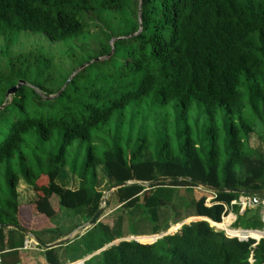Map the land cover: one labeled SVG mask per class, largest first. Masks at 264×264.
Returning a JSON list of instances; mask_svg holds the SVG:
<instances>
[{"label":"trees","instance_id":"16d2710c","mask_svg":"<svg viewBox=\"0 0 264 264\" xmlns=\"http://www.w3.org/2000/svg\"><path fill=\"white\" fill-rule=\"evenodd\" d=\"M23 36L60 47L69 66L43 47L16 49ZM0 41V225L21 226L20 181L47 219L56 196L91 220L106 179L126 183L112 195L140 216L96 221L75 238L83 257L67 263L264 264V237L210 223L231 207L235 228H264L259 210L231 204L246 194L222 190H264V153L249 144H264V0H0ZM69 175L76 189L57 182ZM160 177L178 179L149 185ZM201 185L217 189L211 205L191 198L168 215L177 189ZM190 217L204 219L94 254L148 236L129 232L138 222L159 235ZM25 238L0 226V264L20 263ZM56 248H43L46 263L66 264Z\"/></svg>","mask_w":264,"mask_h":264},{"label":"rangeland","instance_id":"374dc122","mask_svg":"<svg viewBox=\"0 0 264 264\" xmlns=\"http://www.w3.org/2000/svg\"><path fill=\"white\" fill-rule=\"evenodd\" d=\"M2 41H0V45ZM35 47H43L45 49V53L48 56L52 57L55 62L62 63L66 67L69 64L66 62L64 56L60 52V47L55 45H50L44 39L35 37V36H23L20 38V44L15 48L29 50ZM86 65L83 64L78 67V69L82 66ZM250 146L254 148H258L261 152L264 153V144L257 138L255 135H251L249 138ZM59 184L64 185L70 189H76L78 187V179L74 176L69 175L67 178L58 180ZM18 194H19V211H18V218L21 226L26 228L28 231L30 230H37L39 227H45L42 231H37L34 234L35 237L38 239L44 240V242L52 243L62 238H66L70 236V241L65 244H62L56 248V252L59 256V259L62 263L69 264L67 262L76 260L80 257H83L85 254L82 245H80L79 241H75V238L81 235L85 230L89 227L88 222L90 220H85L84 217L81 215H77L72 212H68L65 210H61L58 205V198L56 196H52L50 199V204L54 209V215L52 218L47 219L43 214L39 213L35 208L34 201L36 199V195L31 187L25 183L24 181H20L18 184ZM111 187L106 179L100 185V189L102 190L103 202L101 207L103 208L100 215L98 216L97 221L109 225L114 226L117 220L124 216L123 224L126 226L125 223L129 221L131 218L133 220H137L139 218V213L129 214L126 210L120 207L114 195H112V191H110ZM179 190V191H178ZM213 194L207 188L202 186L193 187L192 189H177L176 196L174 199V203L176 207L172 206L171 210H168V215H172L174 212L181 210L183 216L185 210L183 209V202L189 201L191 198L198 199L202 196L206 198L211 197ZM226 217V216H225ZM190 218L189 220H191ZM186 220V219H185ZM183 220V221H185ZM182 221V222H183ZM223 221V219H222ZM181 222V223H182ZM216 228H224L220 227L219 225L215 224ZM172 227V226H170ZM151 229V224L146 221L138 222L133 228L130 229L129 232L134 234H141V235H152L148 234ZM172 229V228H169ZM167 232H175L176 230ZM230 233L232 231L227 229ZM264 230V228L262 229ZM37 235V236H36ZM162 234L153 235L155 238L161 237ZM126 240H136L133 235H129L125 237ZM32 244L28 248H24L20 251V263L19 264H47L44 257V250L43 247L39 245H35L36 242L32 237H30ZM35 243V244H34ZM142 243V242H141ZM149 243V242H148ZM79 259V261L83 260Z\"/></svg>","mask_w":264,"mask_h":264},{"label":"water","instance_id":"95a60500","mask_svg":"<svg viewBox=\"0 0 264 264\" xmlns=\"http://www.w3.org/2000/svg\"><path fill=\"white\" fill-rule=\"evenodd\" d=\"M84 66H85V65H84ZM84 66H82V67H84ZM79 69H80V68H79ZM79 69H77V70L74 72V74H75L77 71H79ZM15 89H16V87L10 89V90L8 91V96L11 95L12 93H14ZM177 179H178V178H163V177H160V178H157L156 180H154L153 182H151L149 185H152V184H154V183L166 182V181H168V180H177ZM125 184H126L125 182L120 183V184H116V185L112 186L109 190H110V191H113V190H115V189H117V188H119V187L124 186ZM201 186L204 187V188H207L208 190H210V191H212V192H213V191H217V189H215V188H213V187H209V186H206V185H201ZM222 190H224V191L236 192V193H239V194H246V195H260V196H264V190H252V189H222ZM102 209H103V208L100 207V208L96 211V213H95L94 216L91 218V220L88 222V225H87L86 227L91 226V225H93V224L96 223V221H97V219H98V216L100 215ZM202 219H204V218H202V217H194V218H192V219L189 220V221H184V222H182V223L180 224V226H181L182 224H184V223H188V222H190V221L202 220ZM0 226H2V227H6V228H15V229H17V230L23 232L27 237H32V238L34 239V241L36 242V244L40 245V246L43 247L44 249H52V248L58 247V246H60V245H62V244H65V243H67V242L70 241V236H68V237H66V238L59 239V240L54 241V242H52V243H43V242H41L38 238H36L33 234H31L28 230L22 228L21 226H15V225H12V224H6V225H0ZM180 226H179V227H180ZM169 233H171V232H166V233H164L163 235H165V234H169ZM163 235H161V237H162ZM158 238H160V237L155 238L153 241H151V242H149V243H153V242L156 241ZM121 240H126V239L115 240V241H113L112 243H110L109 245L105 246L104 248L98 250V251L95 252L94 254L99 253L100 251L106 249L107 247H109V246H111V245H113V244L118 243V242L121 241ZM136 241H138V240L136 239ZM92 255H93V254H92ZM92 255H89V256L85 257V258L82 260V264L84 263L85 260H87L88 258H90Z\"/></svg>","mask_w":264,"mask_h":264},{"label":"built area","instance_id":"2783aa9c","mask_svg":"<svg viewBox=\"0 0 264 264\" xmlns=\"http://www.w3.org/2000/svg\"><path fill=\"white\" fill-rule=\"evenodd\" d=\"M212 198H213V195L206 199L207 205H211ZM231 204H238L240 212H242L246 208H254V207H260L264 210V197H259L258 195H241L238 198V200L232 201ZM211 225L214 227H217L213 223H211ZM227 227L230 230H233L232 233H230L226 228H219V229L223 230L227 236L237 237L239 240H248L249 238H253L256 241H258L260 238L264 237L263 233H260L257 237L253 236L252 232H258L257 230L232 228L229 223L227 224ZM29 244H30V241L26 240L24 244V248L29 247Z\"/></svg>","mask_w":264,"mask_h":264},{"label":"crops","instance_id":"0c3cea01","mask_svg":"<svg viewBox=\"0 0 264 264\" xmlns=\"http://www.w3.org/2000/svg\"><path fill=\"white\" fill-rule=\"evenodd\" d=\"M250 209H252V210H259V214L261 215V217H262V221L264 222V210L262 209V208H260V207H254V208H250ZM241 212L239 211V214H240ZM231 217L230 218V222H229V224L231 225V227L232 228H235L234 226H233V223L236 221V219H237V213L230 207L229 208V210H228V214L226 215V217H225V219H224V217H223V222H220V223H224V224H228V222H227V218L228 217ZM194 218V217H193ZM211 223H213L214 225L215 224H217V223H215V222H211ZM225 228V227H224ZM226 229H229V228H226ZM239 229H242V228H239ZM232 231V230H231ZM259 233H263L264 234V230H257ZM26 240L27 241H30V244H29V247H30V245L32 244V241L30 240V237H27L26 236V238H25V241H24V244H25V242H26ZM35 244V243H34ZM28 248V247H27Z\"/></svg>","mask_w":264,"mask_h":264},{"label":"bare ground","instance_id":"6f19581e","mask_svg":"<svg viewBox=\"0 0 264 264\" xmlns=\"http://www.w3.org/2000/svg\"><path fill=\"white\" fill-rule=\"evenodd\" d=\"M190 218H193V217H190ZM186 219L185 221H189V219ZM184 222V221H183ZM181 222L180 223H177V224H174L172 225V229H169V231H173V230H176L177 228H179ZM217 225H219L220 227H225V228H228L226 224L224 223H217ZM253 236L257 237L260 233L258 232H252ZM139 242H142V243H148V242H151L155 239V236L153 235H148V236H134ZM69 264H82V261L80 260H77V261H74L72 263H69Z\"/></svg>","mask_w":264,"mask_h":264}]
</instances>
